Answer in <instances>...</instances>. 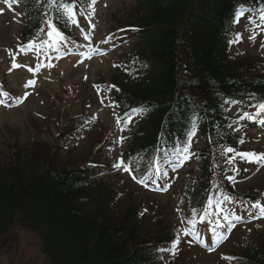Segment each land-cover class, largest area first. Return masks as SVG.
I'll use <instances>...</instances> for the list:
<instances>
[{"label":"trees","instance_id":"1","mask_svg":"<svg viewBox=\"0 0 264 264\" xmlns=\"http://www.w3.org/2000/svg\"><path fill=\"white\" fill-rule=\"evenodd\" d=\"M15 1L24 19L22 44L44 41L50 21L64 36L74 37L59 3ZM90 3L72 0L83 13ZM242 8L243 15L260 22L264 0H137L128 18L119 20L132 38L111 74L113 100L123 116L144 109L137 113L136 128L126 129L124 159L139 176H147L154 158L159 164L173 161L174 153L188 146L195 126L201 142L189 148L187 176L177 192L188 221L212 196L264 206V194L232 179L236 169H244L239 153L248 144L245 128L234 127L232 111L264 103V56L233 52ZM76 118L61 116L63 124L56 118L52 139L9 146L0 163V247L19 225L36 235L48 264H187L183 257L190 258L192 245L191 252L161 254L179 236L156 198L148 207L133 196L109 160L92 155L72 164L59 154L60 143L77 132ZM105 134L95 136L94 152L111 145ZM226 148L234 151L225 153ZM248 234L226 254L238 264H264V235Z\"/></svg>","mask_w":264,"mask_h":264},{"label":"rangeland","instance_id":"2","mask_svg":"<svg viewBox=\"0 0 264 264\" xmlns=\"http://www.w3.org/2000/svg\"><path fill=\"white\" fill-rule=\"evenodd\" d=\"M136 1L95 0L94 14L92 8L83 13L81 8L72 5L76 13V23H72L74 37L64 36L65 39L55 47L42 46L38 52L37 47L41 43L24 46L19 42L23 17L16 2L9 4L0 0V163L6 158L9 146L16 141L26 144L35 139H52L57 131L54 123L56 118L61 120V116L67 119L76 116L74 124L78 129L77 133L59 145V154H62L67 162L82 164L88 158L95 157L115 164L123 160L125 166L131 168L128 161L124 160L125 133L128 128H136L139 117L137 113L131 114V121L125 127L126 115H120L114 103L110 79L126 44L132 38V35L121 27L119 20L128 18V9ZM257 21L258 19H250L246 15L239 19V38L236 37L233 47L235 54L264 56V21L255 24ZM45 40H48L47 35ZM5 93L7 95H4ZM18 100L22 102H17ZM118 119L121 121L119 124ZM58 122L63 124L64 121ZM102 132L106 133L105 136L111 141V145L107 146L103 153H96L91 143L95 136H102ZM257 134L261 135L250 139L248 152L245 153L264 154V134L256 132ZM200 142L199 138L191 137L190 146L195 147ZM185 154L187 153L183 155ZM190 160L191 156L188 162ZM190 164L194 166L196 161ZM245 164L248 170L238 175V183L241 187L249 188V191L259 190L263 195L264 161L246 159ZM114 170L124 176L120 177L126 179L124 184L132 188V195L146 202V206L149 207L150 201L156 198V203L166 207L163 211L176 223L181 241L179 247L183 252H191L190 243H194L185 235L186 227L189 226L197 232L198 240L206 245L208 250L194 248L190 258L185 255L183 257L187 264H238L234 258L226 259V253H233L249 235V231L264 235V219L242 227L237 225L228 241L221 245L222 249L211 251L210 248L222 242V237L218 235L211 239L206 233L217 227L203 223L198 229L194 223L190 225L185 220L183 205L179 202L178 193L188 169L176 176L174 185L165 193L155 192L148 183L151 181L161 188L167 187L172 183L173 176L161 184L156 177L158 174L151 172L149 182L145 185L139 182L146 180L145 177L139 176L136 170L125 171L123 167ZM116 178L120 179L118 176ZM220 205L226 206L225 209L229 212L242 209L240 205V208L235 206L231 200L220 201ZM216 207L213 202L211 212L215 224L218 223ZM153 209L151 207L150 210ZM257 225L259 226L254 228ZM226 228L227 226L220 228L222 235ZM4 239L8 243L5 247H0V264H48L41 253L40 242L33 232L14 225Z\"/></svg>","mask_w":264,"mask_h":264},{"label":"snow or ice","instance_id":"3","mask_svg":"<svg viewBox=\"0 0 264 264\" xmlns=\"http://www.w3.org/2000/svg\"><path fill=\"white\" fill-rule=\"evenodd\" d=\"M5 2L11 4V2H13V0H5ZM59 3V8L57 10H60L61 8L63 9V12L62 14L64 15L65 19H66V22H71V23H76V20H75V16H76V13L75 11L73 10V7H72V0H50V3H49V6L51 7L53 4H57ZM95 4V0H91V3L89 4V7L92 8V11H93V14H94V7L93 5ZM240 15H243V9L240 10V12L237 14V18L240 16ZM261 20L264 21V13H261ZM49 28H50V31L47 32V36H48V40H44V41H41V44L39 47H37V51L39 52L40 50V47L42 46H49V47H55V45L60 42V41H63L65 39L63 33H61L59 31V29L51 23V21L49 22ZM43 31V30H41ZM237 37L239 38V34H237ZM250 39H254V37H250ZM51 42V43H50ZM30 44L31 45H35L36 42L35 41H30ZM14 66H18V65H14ZM29 83H33L32 81H29ZM4 95H7L6 93ZM17 102H22V101H17ZM256 107V114L255 115H259L261 114L262 112H264V103H261ZM144 111V109H133L132 112L134 113H140ZM126 115V119L124 121L125 123V127L127 126V124L131 121V116L128 115V114H125ZM243 118H254L253 114L252 113H249V112H244L242 117ZM117 123H121V121L118 119L117 120ZM194 127L193 126V130H191L188 134V139H189V144L188 146H185L183 147L181 150H180V155H181V158L182 159H188L189 157L187 155H183L184 153H188L189 152V148H190V142H191V137L193 135H195V131H194ZM122 139V138H121ZM241 143H243V141L241 140ZM234 151L232 148H226L225 149V153L227 152H232ZM224 153H222L221 155H223ZM239 155L241 156V158H247L248 160L252 161V160H255V161H264V154H256V153H239ZM234 159V158H230L229 159V163H231V160ZM115 168L119 169L121 167L124 168L125 171H132L133 169L125 166V162L123 160H120L118 161L115 165H114ZM161 169L158 167L157 168V172L160 173ZM135 179V177H133ZM231 179V177H230ZM140 183H143V184H147V181L146 180H140L139 181ZM226 199H230V198H227ZM217 204V211H223V209H220L219 208V204L220 202L217 201L215 202ZM213 204V201L211 198L208 199L207 201V207L205 208L204 210V215L206 216L210 211H211V206ZM252 209H257L258 210V215L259 216H264V206L261 205L260 201H256L254 204H252L251 206ZM195 209H193V212L195 213ZM203 218V217H202ZM226 220L228 219V216H225L224 217ZM236 219H240L239 216L236 217ZM190 224H193L194 221H189ZM213 233L215 235V230H213ZM189 234H193V233H190L189 230H185V235H189ZM226 238V237H224ZM179 242V237H177V240L174 241V246L175 244H177ZM215 242V241H213ZM228 259H231V258H228Z\"/></svg>","mask_w":264,"mask_h":264}]
</instances>
